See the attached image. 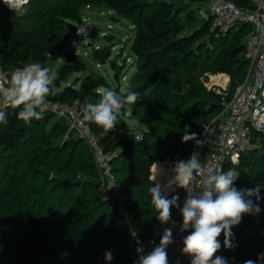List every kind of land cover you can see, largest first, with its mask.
<instances>
[{"label":"trees","instance_id":"1","mask_svg":"<svg viewBox=\"0 0 264 264\" xmlns=\"http://www.w3.org/2000/svg\"><path fill=\"white\" fill-rule=\"evenodd\" d=\"M209 1L28 0L19 10L0 1L4 71L34 62L47 66L49 55L56 58L64 50L66 29L73 32L71 23H82L86 6L109 9L112 19L131 24L135 72L126 92L139 96L126 106L127 117L141 128L140 137L129 139L131 129L124 117H118L109 132L88 123L104 151L112 154L124 207L142 238L160 226L148 191L153 186L151 165L188 159L194 141L182 142L185 126L198 136L221 110V96L203 79L208 74L227 75L228 99L247 77L245 39L251 27L241 24L225 32L212 31L210 17L195 25L196 15L187 5ZM230 1L241 8L253 6L251 0ZM84 65L68 50L48 100L77 103L79 109L97 102L96 89L60 86ZM114 77L118 79L117 71ZM19 110L3 109L8 123L0 124V264H106L104 253L109 250L110 264H131L129 234L115 224L113 204L104 198L100 173L84 139L75 131L66 136L68 121L53 113L45 111L43 119L26 124L17 118ZM230 168L240 173L235 181L238 190L261 188L258 200L251 197L260 211L244 214L232 227V247L224 246L222 233L215 255L227 264L247 260L264 264L258 259L264 253V135L256 134L238 165L228 163L224 171Z\"/></svg>","mask_w":264,"mask_h":264},{"label":"clouds","instance_id":"2","mask_svg":"<svg viewBox=\"0 0 264 264\" xmlns=\"http://www.w3.org/2000/svg\"><path fill=\"white\" fill-rule=\"evenodd\" d=\"M8 4V0H5ZM80 31H78V34ZM55 75L47 66L39 62L25 65L15 70L8 79L7 86L0 89V103L13 109H20L17 118L24 123L43 119L46 111L47 100L52 93ZM99 100L95 103L86 102L80 109L85 122L95 124L105 132L112 131L118 124V117L126 105L134 104L139 96L138 92L127 91L117 94L110 87L99 86L96 88ZM6 112L0 110V124L7 125ZM190 126L186 125L182 142L194 141L196 146L202 147L204 141L198 139L196 133H189ZM174 179L167 185L154 183L149 188L151 204L157 213L155 218L160 225L176 222L172 219V209L178 208L182 216L181 232H189L183 238L182 253L192 258L191 264H227L224 257L215 255L221 245L218 237L223 233L224 246L232 247L231 231L233 226L241 222L244 214L259 213L260 208L251 197L258 200L260 187L252 189H237L235 181L240 173L236 168L227 171L209 172L204 176L202 190L195 188L189 190V185L204 174V166L200 161V153L193 152L186 160H178L174 164ZM175 185V187H173ZM176 187L186 191V196L181 206L179 194L175 193ZM173 243V228L165 227L159 244L147 254L138 256L134 264H168L167 248ZM142 252V249H138ZM113 259L112 251L104 253L106 264ZM259 260L264 261V253ZM245 264H255L252 260Z\"/></svg>","mask_w":264,"mask_h":264},{"label":"built area","instance_id":"3","mask_svg":"<svg viewBox=\"0 0 264 264\" xmlns=\"http://www.w3.org/2000/svg\"><path fill=\"white\" fill-rule=\"evenodd\" d=\"M0 1L13 10H19L28 3V0H8V4L5 0ZM251 2L253 5L251 9L238 7L230 0H211L208 7L212 31L225 32L241 24H249L250 27L254 25L255 29L251 28L245 39L244 56L248 62L245 81L234 89L228 99L226 93L222 94L220 90L213 89L222 98L221 110L210 123L199 130L198 139L204 141L203 146L198 147L195 142L192 145L190 155L193 152L200 153L204 174L198 176L197 180L189 185V190L193 188L197 191L202 190L205 175L209 172L224 171L228 163H238L241 155L252 146L256 134L264 135V0H251ZM83 31L84 28L81 27L76 32H69L68 29L65 32L68 36L72 34L73 41L77 45L83 38ZM49 57L52 58V55ZM9 76L0 63V89L7 86ZM6 107L8 106L0 103V110ZM46 111L66 119L68 121L66 136L69 132H77L91 149L94 164L100 173L104 198L112 202L116 213L115 224L129 234L131 264L138 260L139 255L147 254L159 244L165 227L173 228V243L167 248L168 264H191L192 258L182 253L183 238L191 230L181 232L182 216L179 209L175 208L172 215V219L176 222L175 227L171 223L160 225L148 237L142 238L124 207L125 197L120 193L112 172V154L104 151L89 123L83 121L77 104L47 100ZM175 162L167 159L153 163L149 174L153 184L167 185L174 179ZM176 191H179V203L182 206L186 191L178 187ZM138 249H142V252H138Z\"/></svg>","mask_w":264,"mask_h":264},{"label":"rangeland","instance_id":"4","mask_svg":"<svg viewBox=\"0 0 264 264\" xmlns=\"http://www.w3.org/2000/svg\"><path fill=\"white\" fill-rule=\"evenodd\" d=\"M209 5L210 1L205 5L196 3L187 5L191 7L196 15L195 25L209 18ZM111 15L112 12L109 9L101 7L91 9V7L86 6L83 10L82 23H71L75 28L74 32L81 27L84 28L82 40L79 44L75 45L73 36L70 34L62 53L56 58L54 56L52 58L49 57L47 67L51 69V72L56 77L60 68L65 63V53L68 50H72L79 55L80 61L84 62L85 65L83 71L73 72L61 82V88L65 85L82 88L83 84L92 81L93 84L90 89H96L99 87L96 85L101 81L103 83L101 86L110 87L119 94L118 88L120 91H125L130 87L131 77L135 72V66L133 65L134 57L131 51L132 27L128 21L124 19H112ZM106 50L110 51L109 60L105 64H100L101 58L96 60V55L101 56L100 53ZM19 68L22 67H10L6 68V71L11 76ZM115 71L118 72V79L114 77ZM216 77L219 78L216 80ZM224 78H227V80L222 85L219 82L223 81ZM203 82L208 89L213 90L215 88L223 94L227 91L229 77L225 74H208L203 79ZM124 109L125 115L123 116L121 111L119 117H124L128 123H131V118L127 117V114H129L128 107L125 106ZM235 165H238V163Z\"/></svg>","mask_w":264,"mask_h":264},{"label":"crops","instance_id":"5","mask_svg":"<svg viewBox=\"0 0 264 264\" xmlns=\"http://www.w3.org/2000/svg\"><path fill=\"white\" fill-rule=\"evenodd\" d=\"M91 9H94V8H91ZM217 78H219V77H216V80H217ZM226 80H227V78L226 79L224 78V80L219 82V83H221L223 85L224 82H226ZM126 90L123 92H126ZM121 93H122V91H121ZM131 121H132L131 123H128L130 126V129H131V132L128 133L127 136L129 137V139H133V138L137 139L140 137V133H141L140 129L141 128L138 126V124L136 123V121L134 119L131 118Z\"/></svg>","mask_w":264,"mask_h":264},{"label":"water","instance_id":"6","mask_svg":"<svg viewBox=\"0 0 264 264\" xmlns=\"http://www.w3.org/2000/svg\"><path fill=\"white\" fill-rule=\"evenodd\" d=\"M251 28L255 29V26L252 25ZM109 57H110V51L109 50L101 52L100 64H105L109 60ZM92 84H93V82L89 81V82L83 84L82 89H85V90L90 89L92 87ZM124 110H125L124 108L121 110L123 116L125 115Z\"/></svg>","mask_w":264,"mask_h":264}]
</instances>
